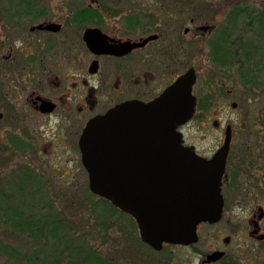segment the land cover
Instances as JSON below:
<instances>
[{
	"label": "flooded vegetation",
	"instance_id": "1",
	"mask_svg": "<svg viewBox=\"0 0 264 264\" xmlns=\"http://www.w3.org/2000/svg\"><path fill=\"white\" fill-rule=\"evenodd\" d=\"M1 1L10 4L0 8L8 30L0 40V79L17 76L8 88L0 80V119L19 115L37 126L16 139L23 162L39 167V151L60 145L58 162L83 166L79 141L91 119L129 101L147 103L190 70L193 112L177 126L183 145L210 159L230 132L222 211L201 222L216 225L198 264H264V110L249 114L240 105L263 97L264 8L248 0H172L169 8L156 0L162 7L153 11L147 0H67V13L29 26L22 45L15 39L29 4ZM222 99L228 104L219 118L215 111L206 119L215 145L199 151L181 130Z\"/></svg>",
	"mask_w": 264,
	"mask_h": 264
},
{
	"label": "rangeland",
	"instance_id": "2",
	"mask_svg": "<svg viewBox=\"0 0 264 264\" xmlns=\"http://www.w3.org/2000/svg\"><path fill=\"white\" fill-rule=\"evenodd\" d=\"M170 1L172 0H163V6L169 7ZM254 1L264 8V0H248L252 5L255 4ZM146 2L150 4L147 7L153 11L162 7L156 0ZM67 3V0H27L31 11L26 12L34 17L29 14L26 18L23 16L21 22L24 34L17 35L16 42L25 45L28 27L37 24L39 20L53 18V15L64 16L67 13ZM9 4L0 0V8H6ZM12 4L15 5L14 2ZM6 27L0 20V40L8 32ZM11 74L17 76L16 73L9 72L2 75L4 80H0L4 82L3 87L8 88L14 80V75ZM262 96L257 102H240V105L244 103V111L249 114L251 111L264 110V86ZM227 104L223 99L211 102L208 108L203 109L204 120L199 118L200 111L197 112L196 117L181 130L188 144H193L203 152L215 145L217 133L206 119L208 117L210 121V115L215 111L216 118H219L218 113ZM28 121L31 120L22 119L19 115L0 119V243L8 246L7 251L0 250V264H42L40 260L48 261L47 264H94L89 259L93 256L114 259L122 264H198L208 253L216 224L201 223L198 226L197 240L190 243L193 244L192 247L190 244H184L186 247L168 243L155 249L145 244L139 238L134 220L118 213L116 209L104 213V209L108 210L111 206L98 195L88 192V175L83 166L63 165V162L57 161L64 150L60 145L39 151V167L24 163L19 146L20 130L24 132L25 129L22 128H27L30 131L37 127L30 125ZM29 158L31 157L28 156L25 160ZM45 192L48 193L40 197ZM39 203L41 208H38ZM39 214H43L46 219H54L53 226L59 225V241H48L49 232L45 227L37 225L30 228L25 224L23 228L11 224L28 221ZM48 226L49 224L47 228ZM220 234L224 235L225 231L221 230ZM220 234H217V238ZM68 238L69 243L65 244L64 240Z\"/></svg>",
	"mask_w": 264,
	"mask_h": 264
},
{
	"label": "water",
	"instance_id": "3",
	"mask_svg": "<svg viewBox=\"0 0 264 264\" xmlns=\"http://www.w3.org/2000/svg\"><path fill=\"white\" fill-rule=\"evenodd\" d=\"M193 81L188 70L155 99L91 119L79 141L89 189L132 215L141 239L155 249L197 240V224L221 215L230 132L210 159L183 145L177 126L192 115Z\"/></svg>",
	"mask_w": 264,
	"mask_h": 264
},
{
	"label": "trees",
	"instance_id": "4",
	"mask_svg": "<svg viewBox=\"0 0 264 264\" xmlns=\"http://www.w3.org/2000/svg\"><path fill=\"white\" fill-rule=\"evenodd\" d=\"M20 1V3H22V2H24V1H27V0H19ZM88 192H90L91 194H93L94 196H97L96 194H94V193H92L90 190H89V188H88ZM48 192H45L43 195H40V197H42V196H44L45 194H47ZM40 197L38 198V199H40ZM101 199H103V201H105L107 204H110V206H111V208H109L108 210L107 209H104V213H106V212H108V211H112V210H114V209H116V207L114 206V205H112L111 204V202L110 201H108V200H106L105 198H102V197H100ZM40 202V201H39ZM44 204V203H43ZM50 205V204H49ZM38 208H41V206H40V203H39V207ZM19 214V213H18ZM55 223V221H54V219H51V218H49V219H46V218H44L43 217V214H39V216L38 217H34V218H31L30 220H28V221H24V222H22V223H20V222H12L11 224L13 225V226H20V227H23L24 228V225L26 224V225H29V227L30 228H34L35 226H39V227H45L46 228V231H48L49 232V236H48V241H59V235H58V227H59V225H57V226H53L52 224H54ZM47 224H49V226H48V228H47ZM22 230H24V229H22ZM64 243L65 244H67V243H69V238H68V240H64ZM1 245H0V250H2V251H7V248H8V246L7 245H5V244H3V243H0ZM32 257H34V256H32ZM86 258V257H85ZM90 260L92 259V262L94 263V264H122V263H119V262H117V261H115L114 259H111V260H108V259H106V258H104V257H100V256H93V258H89ZM86 260H88V257L86 258ZM40 262L42 263V264H47V263H49L48 261L46 262V261H43V260H40ZM86 264V263H85Z\"/></svg>",
	"mask_w": 264,
	"mask_h": 264
}]
</instances>
